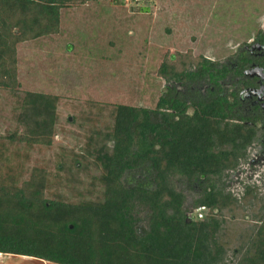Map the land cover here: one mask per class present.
<instances>
[{
    "label": "trees",
    "instance_id": "16d2710c",
    "mask_svg": "<svg viewBox=\"0 0 264 264\" xmlns=\"http://www.w3.org/2000/svg\"><path fill=\"white\" fill-rule=\"evenodd\" d=\"M102 2L0 0V90L14 101V128L0 136V255L52 264H264V174H247L238 192L229 183L243 166L255 170L252 152L264 139L234 116L223 94L234 70L225 62L166 50L156 76L167 92L154 106L81 102L82 123L76 115L66 123L88 127L83 145L29 169L32 149L54 146L62 98L20 91L19 48L61 37L64 12ZM117 45L107 39L96 63L119 54ZM63 50L82 57L72 43ZM195 83L207 86V100L179 98L174 86ZM200 207L201 221L193 216Z\"/></svg>",
    "mask_w": 264,
    "mask_h": 264
},
{
    "label": "rangeland",
    "instance_id": "374dc122",
    "mask_svg": "<svg viewBox=\"0 0 264 264\" xmlns=\"http://www.w3.org/2000/svg\"><path fill=\"white\" fill-rule=\"evenodd\" d=\"M145 6L151 11L139 10ZM89 7L64 12L61 37L28 42L19 48L20 91L49 93L62 98L54 146L52 150L32 149L29 169L48 163L61 147L77 149L83 145L88 127H79L85 117L82 113L87 111L81 102L100 100L154 106L161 90L167 92L156 76L166 50L174 53L192 49L196 56L235 65L241 45L251 42L264 30V0H151L148 4L104 0ZM166 28L171 34L167 35ZM107 39L117 42L120 53L115 51L106 63H96ZM67 43L74 44L76 49L80 47L82 57L73 52L67 54L63 50ZM54 65L58 67L57 72ZM231 75L225 83L229 91L234 90L232 85L237 83L235 75ZM174 89L183 100H207V86L201 83L177 85ZM143 90L146 91L143 93ZM13 104L12 97L0 90V136L9 135L14 128ZM71 115L80 117V124L66 123ZM257 156L253 159L258 162L255 170L243 166V174L230 177L234 192L239 191L240 182L247 174L255 179L264 174V157Z\"/></svg>",
    "mask_w": 264,
    "mask_h": 264
},
{
    "label": "flooded vegetation",
    "instance_id": "af4514ba",
    "mask_svg": "<svg viewBox=\"0 0 264 264\" xmlns=\"http://www.w3.org/2000/svg\"><path fill=\"white\" fill-rule=\"evenodd\" d=\"M261 33V34H260ZM240 52H237L233 75L237 83L232 85L234 90L224 88L223 93L230 102L235 103L234 116L243 118L247 126H255L259 135L264 139V30H260L251 42L241 45ZM232 78L230 75L225 83ZM225 87V86H224ZM208 97V93L205 95ZM263 141V140H262ZM264 157V148L259 147L254 155ZM252 155L251 164H257ZM244 171V170H243Z\"/></svg>",
    "mask_w": 264,
    "mask_h": 264
},
{
    "label": "crops",
    "instance_id": "0c3cea01",
    "mask_svg": "<svg viewBox=\"0 0 264 264\" xmlns=\"http://www.w3.org/2000/svg\"><path fill=\"white\" fill-rule=\"evenodd\" d=\"M0 264H52V263L37 260L34 258L23 257V256L0 255Z\"/></svg>",
    "mask_w": 264,
    "mask_h": 264
},
{
    "label": "built area",
    "instance_id": "2783aa9c",
    "mask_svg": "<svg viewBox=\"0 0 264 264\" xmlns=\"http://www.w3.org/2000/svg\"><path fill=\"white\" fill-rule=\"evenodd\" d=\"M130 1H138V0H130ZM193 216L199 221L204 220L207 216V209L204 207H200L194 212Z\"/></svg>",
    "mask_w": 264,
    "mask_h": 264
}]
</instances>
